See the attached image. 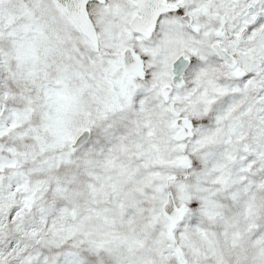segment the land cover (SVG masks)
Listing matches in <instances>:
<instances>
[{
    "label": "snow or ice",
    "instance_id": "snow-or-ice-1",
    "mask_svg": "<svg viewBox=\"0 0 264 264\" xmlns=\"http://www.w3.org/2000/svg\"><path fill=\"white\" fill-rule=\"evenodd\" d=\"M0 264H264V0H0Z\"/></svg>",
    "mask_w": 264,
    "mask_h": 264
}]
</instances>
